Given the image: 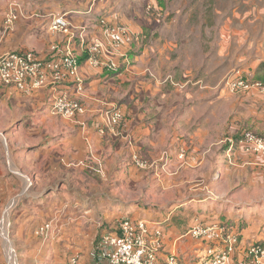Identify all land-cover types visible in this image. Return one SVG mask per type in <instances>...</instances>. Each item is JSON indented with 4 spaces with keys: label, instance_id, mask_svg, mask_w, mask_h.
Masks as SVG:
<instances>
[{
    "label": "crops",
    "instance_id": "0c3cea01",
    "mask_svg": "<svg viewBox=\"0 0 264 264\" xmlns=\"http://www.w3.org/2000/svg\"><path fill=\"white\" fill-rule=\"evenodd\" d=\"M19 2L23 4L19 19L14 27L11 26L12 30L1 31L0 55L9 51L33 50L42 57L50 56L51 46L62 45L61 42L65 40L63 35L54 33L49 28L52 17L58 14H64L76 26L85 27L87 35L94 38L102 37L100 18L107 15L113 22L117 18L114 11L122 0H19ZM228 7L222 11L217 7L212 8L213 12H216V18H219L220 12H223L224 28L231 29L235 24L237 25L235 27L239 28L234 29L236 31L233 33L229 30L225 34L228 36L227 40L230 41L233 35L238 36L237 43L252 44L248 52L253 51L254 44L251 58L242 50L237 55L241 60H250L245 64L246 70L241 66L230 73L238 70L244 75L246 72L248 76H245L248 78L264 81V8L262 5H250L246 6V13H242L241 8L235 9L236 7L232 8L229 5ZM126 8L127 6L122 7V11L124 12ZM232 10L234 13L231 12ZM137 40L138 37L134 43ZM78 47L76 48L81 61L83 91H77L72 84L42 88L31 93L21 92L16 88H3L6 95L12 96L0 98V111L3 115L0 120L6 123L0 125V131L11 144L16 165L30 177L33 184L34 182L39 184L40 171L43 174L45 171L48 176L59 174L58 168H66L57 161L55 163L58 154L64 155L67 161L81 162L90 161L91 159L86 158L88 153L92 152L105 164L106 176H99L101 174L97 172L98 177L105 181L116 180L117 185L122 186L136 179L137 174H141L140 168L127 159V155L131 153L126 145L127 136L133 138L136 145L134 147L145 153V156H149L153 153L151 150L158 148H161L157 152L158 157L163 151L168 150L171 156H177L180 150H185V156L188 155V165H196L197 172L205 173L203 179L205 182L200 186L201 192L195 190L183 194L176 205L169 207H145L140 203L132 205L126 201L115 200L116 208L111 213L119 211L132 219L145 220L151 228L159 225L163 230L164 240L162 264H165L167 255L173 252L179 256L181 264H199L200 256L204 254L207 244L182 235L196 224L217 222L228 225L230 223L235 224L236 228L239 222L246 220L249 225V211L260 202L256 197L261 190H264L262 159L257 154L237 152L236 157L240 161L238 167H231L224 162L216 165L214 119L217 102L213 87L207 86L206 97L198 98V91L192 93L194 90L185 92L179 104L177 102L173 106L168 105V109L173 107L172 112L168 111V101L157 99V96L162 94L163 86L158 80L148 76L150 70L157 77L162 78V74L155 69L156 63L153 59H156L154 56L156 52H153L152 48L148 49L145 46L136 50L135 46L133 49L132 45L127 46L130 64L124 65L115 72L92 66L86 59L87 55L80 49V44ZM228 49L229 47H225L222 51ZM207 77L211 82L210 75ZM63 92L80 100L85 105V113L78 114L76 118L52 115L49 112L50 99ZM239 102L240 113L236 119L241 120L242 126H245L241 129L252 130L264 136L263 96L248 92ZM113 108H119L124 113V121L116 134L104 121L106 110ZM191 113L196 118L198 115L200 119L205 118L206 115L207 127H200L201 123H198L196 124L198 127L193 129ZM167 121H171L175 131L168 132L169 129L159 125L169 123ZM187 126H190L188 135L191 131L193 134L190 138L189 136L182 138ZM103 129H106L105 133L102 132ZM230 131L229 133H234L236 130ZM184 140L191 143L193 151L186 147L188 144ZM205 140L207 144L204 146ZM181 141L186 145L185 147ZM58 150L62 154L57 153ZM154 156L152 155L153 158ZM180 161L184 160H179V163ZM216 167L222 172L221 192L232 193L230 197L218 198L217 202L220 204L217 206L213 204L216 187L213 176ZM73 172L74 176H72ZM73 172L62 170L61 175L67 174L71 177V182L62 192L66 197L64 200L69 198V203L74 204L67 207L69 223L72 225L78 221L81 226L82 220L85 223L88 215L97 214L98 203L103 204L102 207L105 208L106 204L113 200L108 194L103 196L94 193L97 188L89 184L90 174H87V170L78 167L73 169ZM142 173L145 171L142 170ZM87 185L92 190L88 191ZM235 187L240 191L232 192ZM248 228L243 229L242 233L246 235ZM241 247L237 249L236 259L244 256V253L240 252ZM76 251L84 254L81 257L82 264H108L99 258L95 259L94 254L85 253V249L80 245L76 247Z\"/></svg>",
    "mask_w": 264,
    "mask_h": 264
},
{
    "label": "rangeland",
    "instance_id": "374dc122",
    "mask_svg": "<svg viewBox=\"0 0 264 264\" xmlns=\"http://www.w3.org/2000/svg\"><path fill=\"white\" fill-rule=\"evenodd\" d=\"M9 1L0 0V34L4 30H12L11 26L8 27L5 23L10 6L12 4H17L19 8L23 6L19 0ZM228 5L232 8L233 6L236 7L235 9L241 8V12L246 13V6L262 5L264 8V0H122V3L114 11L117 18L113 22L107 15L103 16L116 27L128 28L131 31L128 34L133 35L136 39L138 37L139 40L134 43L135 39L131 44L132 49L134 46L136 50L138 48L143 49L146 46L156 52L154 54L156 59H153V61L156 63L155 69L162 74V78L157 77L150 70L148 76L151 79L158 80L163 86L162 94L157 96V99L167 100V109L168 105L173 106L177 102L179 104L185 92L194 90L192 93L198 91V98L206 97L207 86L213 87L214 98L217 102L214 119L216 165L219 162L228 164L224 159L223 140L232 135L237 137L245 130L241 129L245 127L242 126L241 120L236 119L240 113L239 101L245 94L237 95L228 91L224 85L225 79L230 72L241 66L245 69V64L250 62V60H241L237 56L238 53L244 51L249 58L254 53V44L253 51L248 52L252 44L237 43L238 36L236 35L231 36L230 41L227 40L228 36L225 34L229 30L233 33L236 31L234 29L239 28L235 27L237 26L235 22L231 29L224 28L223 12H220L219 18H216V12H213L212 8L217 7L222 11L229 8ZM124 6H127V8L123 12L122 7ZM233 10L232 13H234ZM102 36L104 37L103 40L108 42L106 38L108 36H104V34ZM63 42L64 40L61 43ZM224 46L229 47V49L222 51L225 48ZM234 48H237V50ZM207 75H210L211 82L208 81ZM245 75L248 76L246 72ZM3 88L5 87L0 88V98L12 96L11 94L6 95ZM258 95L264 98V95ZM77 101L80 102V100ZM50 104L51 101L49 112H51ZM172 110L173 107L168 109L170 112ZM2 116L0 111V117ZM105 116L106 113L104 114V121ZM191 116L193 129L198 127L196 126L198 123H201L200 127H207L206 115L202 119L198 118V115L196 118L193 113H191ZM234 118L235 121H233ZM167 122L169 123L159 125L169 129L168 132L175 131L172 128L171 121ZM3 123L0 120V125ZM232 123L235 125L233 126ZM189 127H185L182 138L187 136L190 138L193 134V131H191L188 135ZM230 130L236 131L229 133ZM184 142L188 145H184L181 141L183 146L193 151L191 143L188 140H184ZM206 144L207 140L204 141V146ZM126 145L131 151L127 155V159L133 165L135 164L132 162L130 155L134 153L145 160L156 162L155 166L153 165V167L146 170L137 166L140 168L139 172L141 174H137L136 179L131 180L129 184L127 183L128 185L119 186L116 180L105 181L98 177L96 173L99 171V167L102 168V171H99L101 172L99 176H106L105 164L99 156L92 152H89L86 158L91 159V162L88 160L81 162L67 161L64 155L58 154L55 163L57 161L58 164L66 168H58L60 169H57L59 174L48 176L45 171L44 174L40 171L39 184L35 182L33 184L30 177L24 174V171H21L20 167L16 165L11 144L0 131V264H72L74 259L77 260L78 264H82L81 257L84 254L76 251V247H79V245L85 249V253L94 254L95 259H101L99 255L101 236L115 228L122 218L129 217L119 211L111 213L116 208L115 200L126 201L132 205L140 203L145 207H169L176 205L183 194L195 190L202 191L200 186L205 182L203 180L205 173L197 172L195 170L197 169L196 165H188V155L184 159H179L178 155L171 156V152L167 150L170 159L165 163L163 158L165 151L160 157L157 156V152L161 148L151 150L153 151L151 154L155 155L153 158L151 154L145 156V153L135 148L134 140L132 145ZM57 153L62 154L60 150ZM258 156L264 163V157ZM178 159L184 161L179 163ZM175 160H178V162ZM100 162L101 166L99 165ZM239 162V159H237L236 163L229 165L236 168ZM78 167L87 170V174H90L88 175L89 184L97 188L96 192H91L103 196L108 194L113 200L107 203L105 208L102 207L103 204L98 203L97 214L88 215L85 223L82 220L84 224L82 223L81 226L78 221H75L72 225L69 223L66 212L68 206L71 204L74 206V204L69 203V198L64 200L66 197L62 191H65L64 189L71 182V177L67 174H62L63 177L61 175L62 170L73 172V169ZM142 170L145 173H142ZM221 173L216 167L213 176L214 182L212 181L216 186L213 196L215 206L220 204L217 202L218 198H227L232 195V193L221 192ZM72 174L74 176V172ZM87 190L92 189L87 185ZM233 191L239 192L240 189L235 187ZM95 197L98 198V196ZM256 198L260 202L249 211V219L247 218L249 225L246 220L242 223L239 222L236 228L235 224H228L229 228L240 238L237 249L242 246L240 249L241 254H245L246 250L254 243H261L264 247V190H261ZM46 225L49 227H46L45 231L41 233L40 228ZM249 226L251 228H248ZM246 228H248V233L245 235L242 230Z\"/></svg>",
    "mask_w": 264,
    "mask_h": 264
},
{
    "label": "built area",
    "instance_id": "2783aa9c",
    "mask_svg": "<svg viewBox=\"0 0 264 264\" xmlns=\"http://www.w3.org/2000/svg\"><path fill=\"white\" fill-rule=\"evenodd\" d=\"M20 14L21 8L17 4H12L5 18L6 25L12 26ZM100 25L104 36H108L106 37L108 42L103 40V36L94 38L87 35L85 27L74 25L64 14L54 15L49 28L64 35L62 45L53 44L52 54L46 57L32 50L1 54L0 88L10 87L31 93L42 88L72 84L77 91H83L78 44L87 55V61L94 67L116 72L124 65L130 64L129 49L126 47L130 46L136 37L128 34L131 33L128 28L116 27L104 17L101 18ZM224 85L234 94L256 92L264 95L263 80L250 79L238 70L226 77ZM50 101V111L55 115L74 118L86 111L81 102L70 98L66 92L51 98ZM105 113L106 126L116 134L124 121L123 111L113 108ZM102 132L105 133L106 129ZM127 143L133 144L131 136H127ZM223 146L225 159L231 165L237 161V152L264 156V136L252 130H244L237 137L234 135L227 137L223 140ZM163 155L167 163L170 154L165 151ZM185 155V150H180L178 158L184 159ZM130 157L136 166L144 170L156 164L155 161L145 160L136 153ZM99 165L101 166V162ZM98 169L102 171L101 167ZM46 227L49 226H42L40 232L43 233ZM182 237H192L207 244L204 254L200 256L199 264H264V247L261 243L251 244L243 257L235 259L240 238L225 223L196 224ZM163 250V230L159 225L151 228L145 220L124 217L115 228L101 236L99 255L108 264H162ZM72 264H78L77 260L74 259ZM165 264H181V261L173 252L167 255Z\"/></svg>",
    "mask_w": 264,
    "mask_h": 264
}]
</instances>
